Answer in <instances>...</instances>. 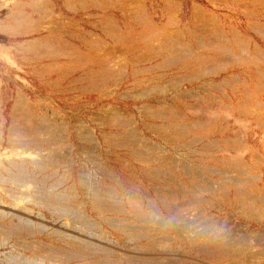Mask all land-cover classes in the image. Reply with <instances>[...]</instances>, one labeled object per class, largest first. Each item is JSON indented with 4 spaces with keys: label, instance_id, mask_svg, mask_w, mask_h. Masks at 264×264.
Wrapping results in <instances>:
<instances>
[{
    "label": "rangeland",
    "instance_id": "374dc122",
    "mask_svg": "<svg viewBox=\"0 0 264 264\" xmlns=\"http://www.w3.org/2000/svg\"><path fill=\"white\" fill-rule=\"evenodd\" d=\"M29 261L264 264V0H0V264Z\"/></svg>",
    "mask_w": 264,
    "mask_h": 264
},
{
    "label": "bare ground",
    "instance_id": "6f19581e",
    "mask_svg": "<svg viewBox=\"0 0 264 264\" xmlns=\"http://www.w3.org/2000/svg\"><path fill=\"white\" fill-rule=\"evenodd\" d=\"M147 29H148V27H147ZM135 34H136V33H135ZM139 34H140V33H139ZM105 35H106V34H105ZM147 39H148V38H147ZM158 39H159V38H158ZM144 40H145V39H144ZM157 41H158V40H157ZM160 43H161V42H160ZM104 47H105V46H104ZM104 47H103V48H104ZM93 48H94V47H93ZM157 48H158V47H157ZM154 49H155V48H154ZM163 49H164V48H163ZM91 50H93V49H91ZM155 50H156V49H155ZM164 50H165V49H164ZM75 51H76V50H75ZM153 51H154V50H153ZM73 53H74V52H73ZM79 53H80V52H79ZM121 53H122V52H121ZM164 53H165V52H164ZM261 81H262V80H261ZM31 129H32V128H31ZM132 136H133V135H132ZM134 139H135V138H134ZM21 140H22V139H21ZM13 141H14V140H13ZM141 141H142V140H141ZM19 142H20V141H19ZM15 143H16V142H15ZM26 143H27V142H26ZM142 143H143V142H142ZM28 146H29V145H28ZM31 146H32V145H31ZM29 147H30V146H29ZM29 147H28V148H29ZM31 148H32V147H31ZM23 149H24V148H23ZM23 152H24V151H23ZM19 153H20V152H19ZM21 154H22V152H21ZM31 154H32V153H31ZM31 154H30V155H31ZM28 158H29V157H28ZM31 158H32V157H31ZM4 159H5V158H4ZM33 159H34V158H33ZM235 182H236V181H235ZM53 189H54V188H53ZM27 221H28V220H27ZM8 255H9L8 257H10V259H9L10 261H11V260H15V261H18V260H19V259L16 257V254L9 253ZM20 260H21V259H20ZM31 260H32V259H31ZM21 261H24V262H25V261H27V260L22 259ZM32 261H34V260H32ZM32 261H29V262H30L31 264H36V261H35V262H32ZM27 262H28V261H27ZM27 262H26V263H27ZM37 263H38V262H37ZM15 264H17V262H16ZM27 264H28V263H27Z\"/></svg>",
    "mask_w": 264,
    "mask_h": 264
}]
</instances>
